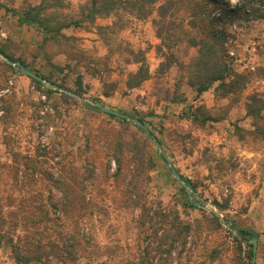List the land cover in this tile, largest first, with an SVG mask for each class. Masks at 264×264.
Listing matches in <instances>:
<instances>
[{
  "label": "rangeland",
  "instance_id": "1",
  "mask_svg": "<svg viewBox=\"0 0 264 264\" xmlns=\"http://www.w3.org/2000/svg\"><path fill=\"white\" fill-rule=\"evenodd\" d=\"M40 1L0 0V4L19 10L25 3L36 5ZM87 1L64 0L67 7L62 11L76 16L79 7ZM224 2L232 8L237 0L235 3L233 0ZM259 6L264 9V0ZM220 12L221 6L214 8L215 16ZM112 20L101 18L94 24L86 23L82 29L65 31L80 39L79 46L85 56L95 61L110 57L109 71L104 70L102 63L98 66L102 82L84 74L85 93L81 97L87 100L98 97L109 109L143 115L155 128V135L162 133L165 150L162 149L178 173L197 182L195 200L211 206L215 198L228 200L227 218L256 233V263L261 264L264 261V141H253L249 136L245 141H239L232 123L250 128L249 121L243 118L245 95L261 92L264 80L253 79L248 83L240 102L230 107L225 120L198 128L179 116L183 104H170L166 99L167 93L174 92L185 70L161 67L164 60L156 52L159 40L155 37L151 18L130 19L123 30L114 34L106 32L108 41H105L102 35H98L97 26L110 25ZM228 34L229 60L236 69L264 67V20L231 22ZM6 39L16 44L10 49L15 58L24 59L36 69L42 68L43 60L33 57L41 35L24 26L19 27L16 17L0 10V42ZM120 45L122 50L131 48L145 53L151 78L138 89L126 90L124 86L128 73L134 72L137 66L126 65L119 55L111 54ZM191 54L193 50H188V56ZM188 56L182 54L181 61L187 63ZM64 60L63 56H58L53 62L63 64ZM2 61L0 59V97L17 93V105L11 120L6 124L0 122V222L4 235L22 247L26 254L39 250L42 259L37 264H68L61 259L62 236L77 226L83 234L78 236L76 264L135 262L138 248L143 244L144 229L138 223V211L131 213L124 208L126 189L122 179L112 181L105 171L104 147L116 135L117 123L102 114L74 106L68 110L62 107L61 118L53 124H46L44 118L54 115L50 104L35 107L32 102L38 98L44 100V96L34 90L27 76L7 72ZM47 71L44 68V72ZM75 76L76 73H72L66 81L72 88ZM108 82H115L116 87L112 95L104 98L102 92ZM177 92L186 97L187 102L192 99L193 94L184 82ZM196 103L214 111L226 106L228 101L215 99L211 88ZM89 130L95 134L98 144L82 153L79 148L83 132ZM57 148L60 155L55 154ZM152 149L157 151L154 144ZM204 159H208L207 164ZM125 165L127 170L129 164ZM86 168L93 169L94 175L84 183L82 177ZM113 169L111 162L109 174ZM150 176V182L143 189L146 205H149V198H158L165 206L174 205L179 192L160 163ZM54 178L63 179L69 192V217L68 221L65 220L68 223H61L55 216L53 205L59 202L60 194L53 187ZM178 209L186 220L200 216L197 209ZM224 230H203L191 254L193 264L202 262L205 251L210 248L219 249L221 256L206 264H240ZM0 264H18L5 243L0 245Z\"/></svg>",
  "mask_w": 264,
  "mask_h": 264
},
{
  "label": "trees",
  "instance_id": "2",
  "mask_svg": "<svg viewBox=\"0 0 264 264\" xmlns=\"http://www.w3.org/2000/svg\"><path fill=\"white\" fill-rule=\"evenodd\" d=\"M262 3L263 0H237L234 7L228 8L224 0H88L79 7L76 16L63 13L62 10L67 7L64 0H41L36 5L25 3L19 10L6 8L4 4H0V10L16 17L19 27L24 26L41 35L33 57L41 58L43 66L41 69H36L24 59L15 58L10 49L16 44L10 39L0 42V51L9 60L20 62L25 68L46 81L73 94L83 96L85 93L84 74L93 78L97 77L101 81L98 66L102 63L104 70L109 71L110 57L108 55L102 60L95 61V59L85 56L84 50L79 46L80 39L66 34L65 31L73 28L82 29L86 23L94 24L97 19L112 18L110 25L97 26L98 35H102L101 37L108 41L106 32L114 34L123 30L130 19L151 18L155 37L159 40L156 52L164 60L161 67L163 69L176 67L185 70V73L179 77L174 92L167 93L166 99L170 104H183L179 116L198 128H204L227 118L230 107L240 102L251 80H264V67L243 71L236 69L229 60L227 48L230 23L264 20V9L259 8ZM218 6H221V12L215 16L214 8ZM188 50H193V54L188 56ZM111 54L119 55L126 65L137 66L134 72L128 73L124 81L126 90L138 89L151 78L148 61L143 51L131 48L122 50L120 45ZM182 54L185 57L188 56L187 63L181 61ZM58 56L65 58L63 64L53 62V59ZM1 64L10 74H18L9 64L3 61ZM44 68H47L48 71L44 72ZM72 73H76L73 80L74 88L66 84ZM29 80L34 86V90L44 96V100L38 98L37 101L32 102L35 107L39 108L49 103L54 111L53 116L44 118L46 124H53L55 120L61 118L62 107L68 110L74 106L95 114H102L117 123L116 135L104 147L105 171L112 181L122 179L126 189L124 208L131 213L138 211V223L144 229L145 234L143 244L138 248L135 262H129V264H193L191 254L196 247V239H200L203 230L216 232L224 229L217 216L203 211L193 204L184 188L173 179L162 155L152 149L151 136L153 135L165 150L162 133L157 132L158 135H155L153 132L155 128L145 120L143 115L116 110L140 121L147 127L148 132L123 118L102 112L99 108L103 104L98 97L89 100L96 104L92 105L82 100L79 101L74 96L47 88L35 79L29 78ZM181 82H184L193 94L190 102H187V98L177 92ZM106 85L102 92L104 98L112 95L116 83L108 82ZM211 88H213L215 99L228 101L226 106L218 107L213 111L203 104L196 103L201 95ZM15 99L14 92L9 96L0 97L1 123L6 124L11 120L16 109L14 106L17 105ZM243 107V118L249 121L250 128H243L237 122L232 123L238 140L245 141L249 136L253 141H264V88L261 92L247 93ZM8 124L10 125L11 122ZM94 135L91 130L83 132L80 152L86 153L97 146L98 140ZM56 145L60 147V142H57ZM55 150V154L60 155V149ZM203 161L205 164L208 163V159ZM111 162L114 164V169L109 174ZM126 163L129 164L127 170L125 169ZM158 163L165 169L169 180H172V184L179 192V199L172 206L163 205L158 198H149V205H146L143 189L150 182V173L156 169ZM85 170L82 177L84 183L92 179L94 175L93 169L86 168ZM181 178L194 191H197V182H192L182 175ZM53 187L60 194L59 202L53 205L56 208L55 216L59 221H62L61 223H68L65 221L69 217L67 210L70 200L68 189L64 186V180L60 178H54ZM212 204L219 213L223 214L226 223L240 237L239 239L224 230L237 252L239 263L252 264V245L249 240L256 233L238 226L227 218L228 200L215 198L212 200ZM178 207H181L183 211L197 209L200 216L193 220H186L182 218ZM1 225L0 222V245L5 243L10 248L11 254L18 264L31 262L37 264L41 261L42 253L39 250L31 255L24 253L22 247L4 235ZM67 226L72 227V224ZM71 229L65 231L62 236L61 259L65 263L76 264L78 261V236L83 234V230L79 232L77 226ZM220 256L219 249L210 248L205 251L204 260L197 264L213 263ZM102 264L108 263L103 262ZM255 264H257L256 261ZM261 264H264V261Z\"/></svg>",
  "mask_w": 264,
  "mask_h": 264
},
{
  "label": "water",
  "instance_id": "3",
  "mask_svg": "<svg viewBox=\"0 0 264 264\" xmlns=\"http://www.w3.org/2000/svg\"><path fill=\"white\" fill-rule=\"evenodd\" d=\"M0 59H2L5 63H7L10 66H12L19 74L27 76V77H29L31 79H35V80L41 82L47 88L66 93L68 95L76 97L79 100H82L84 102H88V103H90L92 105H96L95 103H93V102H91V101H89L87 99H83L79 95L73 94V93H71L70 91H68V90H66L64 88L58 87V86L46 81L45 79H43V78L39 77L38 75H36L34 72H32L29 69L25 68L20 62H18V61L14 62V61L9 60V58H7L1 51H0ZM99 109L102 112H106V113H109V114H113V115H115V116H117L119 118H123L127 122L132 123V124L140 127L143 130H146L148 132L147 127L144 124L140 123V121H138L135 118L126 116V115H124V114H122V113H120V112H118L116 110L109 109V108H107V107H105L103 105L100 106ZM151 140H152L153 144L155 145V147L157 148L158 153H160L162 155L163 159L165 160L166 166L170 170L174 180L177 182V184H179L182 188H184V190L187 192L188 198L190 200H192L193 204L195 206H197L198 208H201V209L205 210L206 212H209V213L217 216L218 219L221 222L222 227H224L232 235H234V236H236L237 238L240 239V237L237 234V232L235 230H233L229 226V224L226 223L224 217L221 215V213L218 212V210H216V208L214 206L205 205L202 202H199V201L195 200V191L182 180L181 174H179L177 172V170L174 168V166L170 162L169 158L167 157L166 153L162 149L161 145L158 143L157 139L152 135L151 136ZM249 243L252 245V264H255V261H256V249H257V236H256V234L253 236L252 239L249 240Z\"/></svg>",
  "mask_w": 264,
  "mask_h": 264
},
{
  "label": "clouds",
  "instance_id": "4",
  "mask_svg": "<svg viewBox=\"0 0 264 264\" xmlns=\"http://www.w3.org/2000/svg\"><path fill=\"white\" fill-rule=\"evenodd\" d=\"M233 2L235 3V0H233Z\"/></svg>",
  "mask_w": 264,
  "mask_h": 264
},
{
  "label": "crops",
  "instance_id": "5",
  "mask_svg": "<svg viewBox=\"0 0 264 264\" xmlns=\"http://www.w3.org/2000/svg\"><path fill=\"white\" fill-rule=\"evenodd\" d=\"M17 94V93H16Z\"/></svg>",
  "mask_w": 264,
  "mask_h": 264
}]
</instances>
